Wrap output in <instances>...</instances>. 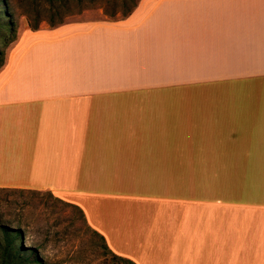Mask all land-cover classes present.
Returning a JSON list of instances; mask_svg holds the SVG:
<instances>
[{"label": "crops", "instance_id": "0c3cea01", "mask_svg": "<svg viewBox=\"0 0 264 264\" xmlns=\"http://www.w3.org/2000/svg\"><path fill=\"white\" fill-rule=\"evenodd\" d=\"M0 187L99 197L76 203L136 264H264V0L24 31L0 69Z\"/></svg>", "mask_w": 264, "mask_h": 264}, {"label": "rangeland", "instance_id": "374dc122", "mask_svg": "<svg viewBox=\"0 0 264 264\" xmlns=\"http://www.w3.org/2000/svg\"><path fill=\"white\" fill-rule=\"evenodd\" d=\"M138 1L97 0L87 8L72 3L70 9L61 6L55 15L57 11L48 0H8L16 34L8 46L0 39V65L26 30L54 28L73 21L123 18ZM79 200L91 205L96 200L103 201L90 194L0 188V223L21 227L22 244L33 249L41 260L39 264H129L115 257L108 242L95 232L78 208ZM91 205L88 206L92 208Z\"/></svg>", "mask_w": 264, "mask_h": 264}, {"label": "trees", "instance_id": "16d2710c", "mask_svg": "<svg viewBox=\"0 0 264 264\" xmlns=\"http://www.w3.org/2000/svg\"><path fill=\"white\" fill-rule=\"evenodd\" d=\"M52 8L56 9L54 14L56 15L60 8L66 7L67 9L71 8L70 4L76 3L81 8H87L96 3L97 0H48ZM137 5V4H136ZM135 5V7H136ZM62 6V7H61ZM134 7V8H135ZM129 10L124 17L131 14L134 10ZM4 10L5 12H3ZM7 11V12H6ZM114 20V19H111ZM0 39L5 46H8L14 39L16 34V22L13 18V14L10 10L8 0H0ZM36 29V27L34 28ZM2 51L0 50V56ZM7 59L2 58L0 69L6 64ZM1 188V187H0ZM78 207L75 204H72ZM82 213L83 210L78 207ZM102 239L105 240L104 236L95 230ZM22 229L20 226H14L13 224L0 223V264H39L41 261L37 254L33 251L32 248L24 246ZM115 257L120 260L126 261L129 264H136L130 258L118 255L112 252Z\"/></svg>", "mask_w": 264, "mask_h": 264}]
</instances>
